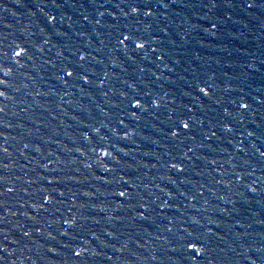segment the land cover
<instances>
[{
	"label": "water",
	"instance_id": "obj_1",
	"mask_svg": "<svg viewBox=\"0 0 264 264\" xmlns=\"http://www.w3.org/2000/svg\"><path fill=\"white\" fill-rule=\"evenodd\" d=\"M119 2L67 0L70 7L57 9L50 0H0V9H6L0 11V39L6 37L7 45L13 42L28 44L32 57L23 70L29 75L14 78L13 87H20L21 90L10 91V98L3 102L7 105L6 113H0L3 117L0 143L7 138L8 143L4 146L9 148L8 158L0 156L8 168L4 169L0 164V172L7 180L14 181L17 188L14 194L7 197L9 207L16 215L2 213L8 216L7 227L11 229L9 241H4L8 245V252L3 253L8 257L4 264H204L202 258L199 262L190 261L184 259L182 252L173 253V245L168 241L175 237L178 229L206 232L207 228L224 236L217 243L225 251L217 250L213 255L229 264H250L251 260L260 264L264 251L257 252L256 249L260 246L264 225L256 221L264 216V200L261 192L246 193L243 187L245 184L264 187V174L260 165L255 163L260 158L252 157L255 174L245 177L231 189L223 184L215 185L212 177L219 179V176L211 169L223 165L231 171L230 165L236 161H230L229 156L235 155V149L228 144V140L235 145L234 135L236 139H244L245 145L254 141L257 146H264V139L241 135L245 129H257L259 132L264 126V0H256L257 7L251 10L242 7L244 0H231V7L224 0H217L218 7L211 10L203 6L209 0H148L154 12L151 17L132 18L114 13L121 28L142 36L151 48L157 49V55L163 53V60L156 59L148 44L145 51L134 52L128 41L125 42L127 49H117L115 36L108 38L113 23L109 13L113 12L112 6ZM57 3H63V0H57ZM38 6L43 7L45 13L57 14L58 24L54 31L60 35H55L50 27L45 26L44 13L39 11ZM97 9L104 13L103 17ZM60 15L64 17L62 24H59ZM84 16L88 19L85 20ZM97 19L99 24L95 22ZM212 23L217 24L216 29L211 28ZM66 31L67 36L63 35ZM45 38L50 39L51 44L45 45V51L41 53L38 42ZM63 47L65 55H68L70 47L73 51L79 47L91 52L88 60L97 75L105 79V84L93 86L87 94L69 88L68 91L74 93L63 96L64 86L55 80L51 65L45 63L53 59L59 64L56 52ZM145 56L147 59H143ZM140 68H144V72ZM125 81L134 82V88L151 92L152 99L160 107H147L146 111L137 114L138 118L121 112L124 105L120 104V93L126 89ZM204 81L212 85L215 96L201 106V101L195 99L198 95L196 85L200 83L203 86ZM36 89L47 95L36 97ZM103 91L108 92L107 97L102 95ZM241 96L251 106L243 123H236L234 133L225 134L226 139L212 142V149L195 147L184 136L163 138L161 130L166 131L172 122L183 117L184 105L191 107L196 104L200 108L196 117L207 122L213 117L219 118V114L212 111L220 107L213 103L214 100H221L235 115L236 108L230 101ZM118 117L124 119L130 138L117 144V149H123L121 163L112 174L105 176L103 170L97 168L95 157L87 152V144L81 139L80 132L86 123L99 124L103 120L114 125ZM8 121L12 125L10 128L6 127ZM124 130L121 128V135ZM103 132H109V129L105 127ZM25 143L30 147L24 149ZM35 144L41 146V152L34 151L32 146ZM186 144L193 147V153L188 154L192 160L186 161L184 166L188 171L177 178L174 171L163 167L164 162L171 159L165 152L182 159ZM82 147L85 152L77 151ZM253 152L249 148V156ZM113 156H116L115 151ZM241 158L248 159L243 154L237 156V160ZM214 159L217 165L211 164ZM85 163L93 167L86 168ZM43 164H47V168L42 167ZM102 176L103 179L100 178ZM169 176L177 183L172 184ZM17 177L20 179L17 180ZM44 177L54 180L50 186H58V190L64 192V196H58V199L66 201L55 205L59 212L46 205L49 212L42 213L44 218L51 223L62 215H75L78 223L85 225L73 233L79 235L74 242L82 253L79 258L69 255L63 247L67 238L59 235V225L55 223L44 226L42 235L33 234L18 245L11 243L14 237L21 234L15 227L17 223L32 225L33 222L22 213L37 214L27 202H31L33 196L38 198L39 188L49 187ZM29 180L33 182L28 183ZM125 180L130 186L128 190L139 193V196L121 204L120 198L112 193L120 190ZM180 180H184L183 185L179 184ZM253 181L259 183L253 184ZM197 183L213 188V192H205L209 204L205 205L200 198L192 199ZM177 187L186 192L187 199L177 196L170 201L172 207H158L160 200L156 196L164 198L160 189L167 192ZM24 188L28 192L23 191ZM73 193L77 197L75 201L72 200ZM141 196L147 208L146 220L136 216L134 210ZM218 196L225 199L218 200ZM230 199L239 201L236 205L238 213L233 215L238 214L245 228H240L236 220L220 212L226 206L232 207L228 203ZM193 218L200 220V224L191 225ZM170 220L172 225L168 223ZM248 224L251 227H247ZM169 226L173 227L172 233L166 231ZM49 232L51 235H48ZM109 232L113 236H109ZM242 232L250 235L241 236ZM93 233L100 239L96 240ZM129 235L138 240L139 245L130 243V249L125 251H115L110 247L111 243H116V249H120ZM53 248L55 251H50ZM152 256L156 259L153 260ZM108 257L112 259L108 260Z\"/></svg>",
	"mask_w": 264,
	"mask_h": 264
},
{
	"label": "snow or ice",
	"instance_id": "obj_2",
	"mask_svg": "<svg viewBox=\"0 0 264 264\" xmlns=\"http://www.w3.org/2000/svg\"><path fill=\"white\" fill-rule=\"evenodd\" d=\"M50 3L57 9H60L64 6H71L67 3V0H63V3H57V0H50ZM224 3L231 7V0H224ZM123 5V7H121ZM206 8L211 10L212 8L218 7L217 0H209L207 4L203 5ZM113 12H110L109 15L113 18V23L111 25L112 31L108 33V38L115 36V47L120 49L121 47L124 49L128 48V44L125 42L128 41L132 45L133 51H145L146 44H148L151 53L156 56L157 60H163V53L157 55V49L151 48V45L147 40H145L142 36L137 35L135 32L127 31L126 28L120 27V21L117 18L119 16L123 17H132L136 18L139 16L151 17L154 15L152 10V5L148 2V0H120L119 3L112 6ZM242 7L248 10L254 9L257 7L256 0H244ZM40 12L44 13V22L46 27H50L53 31L57 28L58 24V16L53 12H44L43 7H39ZM0 11H6V9H0ZM98 14L103 17L104 13L99 12ZM71 19V17H68ZM84 19L87 20L88 16H84ZM64 20L63 15L59 17V24H62ZM97 24L100 23V20L95 21ZM71 26L69 25V28ZM212 29L217 28L216 23L211 24ZM43 31V29L41 30ZM163 31V29H161ZM55 35H60L59 32H55ZM63 35L67 36L68 32H64ZM77 35H81V33H77ZM7 38L4 37L0 39V113H6L7 105L3 102L8 100L10 91L19 92L21 90L20 87H13L14 78L17 76L26 77L29 75L27 72L23 70L28 66L32 57L30 56V48L26 43H15L13 42L11 45H7L5 40ZM91 43V41H90ZM39 51L43 53L45 51L44 46L50 45L51 40L48 38L42 39L38 42ZM100 44H104V41L101 40ZM10 49V50H9ZM66 49L63 47L62 49H58L56 52V57L60 58V63L57 64L53 59H48L45 61L46 64L51 65V68L54 69V78L60 84L64 86L62 89L63 96L72 95L74 92L70 93L68 91L69 88L76 90L79 89L81 93L87 94L88 91L93 86H102L105 84V79L100 78L95 70V67L88 60V57L91 56V52H86L84 48H75L73 51L72 48H68V55H65ZM93 59H95L93 57ZM143 59H147L145 56ZM23 61V63H22ZM141 72H144V68L139 69ZM107 73H104V76L107 77ZM35 83V79H34ZM134 83V82H133ZM133 83H128L125 81L126 89L120 93V104L124 105L120 109L121 112L129 115L131 117H137L138 113H142L147 110V107L159 108L160 105L156 104L152 99L151 92H144L143 89L134 88ZM203 86L200 83L196 85V91L198 93L195 99L201 101V106L203 102L206 100H211L213 96H215V92L211 84L206 81L202 82ZM242 91V89H241ZM46 92H41L38 89L35 90L36 97L46 96ZM102 95L107 97L108 92L103 91ZM63 96H61V100H63ZM213 103L219 105L220 107L217 109H212L219 114V118L213 117L212 119H208L207 122L204 118L196 117V112L200 110L196 104H193L191 107L188 105H184V113L183 117L177 119L172 122L166 131L161 130L163 133V138L167 139L168 137L179 138L180 136H184L186 139L192 141L195 144V147L198 148H208L212 149V142L226 139L225 134L234 133V125L236 123L242 124L245 118V113L249 112L251 106L249 103L245 102L244 98L241 96L238 99L231 100L230 103L235 106L236 114L234 115L229 108L224 105V103L216 99ZM24 111H27L25 109ZM138 118V117H137ZM3 117H0V125H2ZM215 121V123H214ZM6 127L10 128L12 125L9 121L6 124ZM107 127L109 132H103V129ZM121 128H124L123 135H121ZM179 130V131H177ZM219 133V135H218ZM241 135L246 136L247 138H257L264 139V126L260 127L259 132L257 129H253L248 131L245 129L244 133ZM80 137L87 144V152H90L95 157V163L98 169H102L104 175L112 174L116 168L120 165L122 157H120V153L123 149H117V144L128 140L130 138V133L128 127L125 126V121L123 118H117L116 123L113 125L110 121L105 123L103 120L99 122V124L86 123L84 128L80 132ZM233 139L236 140V144L233 145L232 140H228V144L235 149V155H230V161H236L230 165L231 171L225 169L223 165L219 167L212 168L213 172H216L219 176L217 179L216 176H213V182L215 185L223 184L225 187L231 189V187L235 184H238L241 180H244L245 177H249L255 174L256 168L253 167V156H258L260 159L256 160L255 163L260 165L261 172L264 174V150H261L264 146H257L254 141H250L248 145H245L244 139H236L235 135ZM197 140H199L198 143ZM7 138L4 139L3 143H0V156L4 158H8L9 148L4 146L7 144ZM155 143V141H153ZM237 145L239 147H237ZM30 145L25 143L23 145L24 149L29 148ZM34 151L37 153L41 152V146L39 144H35L32 146ZM186 151L183 152V158L178 159L176 156H172L171 152H165L166 156H170L171 159L166 160L163 164V167L167 168L169 171H174L177 174V178L188 171L187 167H185L186 161H191L192 156H189V153H193V147L189 145H184ZM249 148L253 149L254 152L251 156H249ZM77 151L85 152V148H79ZM116 152V156H113V152ZM87 154V153H86ZM243 154L244 157H248V159H240L237 160V156ZM21 155H23V151L21 150ZM200 159V157H197ZM217 161L214 159L211 161V164L217 165ZM0 164H3V161L0 160ZM111 165V167H109ZM42 167L47 168V164H43ZM84 167L92 168L93 165L89 163H85ZM155 167V165H153ZM3 168L7 169L8 164H3ZM103 179L104 177H100ZM20 179L19 177L16 178ZM47 180L49 187H41L37 190L38 198L33 196V200L31 202H27V205L35 210V215H32L28 212L22 213L27 219L32 221L31 226H27L23 223H17L16 228L20 230V236L14 237L11 240L13 244H20L25 238H31L33 234L42 235L44 232V226H50L52 223L59 225V235L61 237H66L67 239L63 243V247L67 250L68 254L79 258L81 257V251L77 250L79 245L74 246V242L79 239L78 234H73L77 228L83 229L85 227L84 224L78 223L75 215L68 216H60L59 220H54L53 222H49L44 218L42 213L49 212V208L46 205L51 206L54 209V212H59V208H56V204L66 203L63 199H58L59 197L64 196L63 191L58 190V186H50L53 184V179H48V177H44ZM57 179V178H54ZM115 179V177H114ZM122 179V177H121ZM172 184H176L177 180L172 179L171 176L168 177ZM187 179V177H185ZM32 180H29L28 183H32ZM119 183V181H117ZM191 183V181H189ZM259 181H253V184H257ZM180 185L184 184V180L179 181ZM128 182L125 180L120 185V190L113 192L112 195L114 197L120 198L121 204H126L130 201L136 199L139 196V193L130 192ZM155 187H159L155 185ZM245 188V192H261L262 200H264V187H253L250 184L243 185ZM164 194V198L161 196H156V199L160 200V205L158 207H172L173 204L170 201H174L177 196L185 197L186 192L180 191V188L177 187L174 191L168 190L167 192L164 189H160ZM17 191L16 185L14 181L7 180L2 172H0V264H4L5 261L8 260V257L3 253L8 252V245L4 243V241H9V232L11 229L7 227L8 216L2 214L4 212L11 213L13 216L16 215L15 212H12V209L9 207L7 197L10 194H14ZM23 191L28 192L27 188H24ZM213 192V188L207 187L203 183H197L196 191L192 193V199L196 200L197 198L203 199L204 204L207 205L210 201L205 198V192ZM32 195V194H31ZM149 195H153L149 193ZM77 199L76 194H72V200L75 201ZM218 200H224V196H218ZM143 197H140V201L134 206V210L136 216L141 217L143 219H148L145 216L146 204L142 202ZM228 203L232 205L231 208L227 206L220 209V212L227 214L232 217V219L236 220L237 223L240 224V228H245V225L240 223L238 214L233 215V213H238L236 205L239 201L235 199L228 200ZM246 203H251L250 201H246ZM23 206V204H22ZM195 207V205H193ZM217 207H219L217 205ZM243 208V205L241 206ZM207 210V209H206ZM69 212L72 211L71 208L68 209ZM202 219V218H201ZM98 224L99 221L97 220ZM169 225H172V221L170 220ZM260 225H264V216H262L259 220L256 221ZM200 220L193 218L191 221V225H199ZM247 227H251V224H248ZM166 231L172 233L173 227L169 226L166 228ZM51 235V232L48 233ZM96 240H99L100 237L93 233ZM109 236H113V233L109 232ZM122 235V234H121ZM241 236L250 235L247 232L240 233ZM70 237V239H68ZM224 236H221L219 232H213L211 228H207V231L196 232L195 229L193 232H188L187 229H178L175 237L168 241L169 244L173 245L171 251L173 253L182 252L184 254L185 260L197 261L202 258L204 264H229L228 261L224 259H220L217 256L213 255L217 250L225 251L224 249H220L218 241H222ZM130 243H136L139 245L138 240H133L132 236L129 235L128 240L121 243L120 249H116V243H111L110 247L115 251H125L129 248ZM260 246L256 249L257 252L264 251V231L261 232V239L259 240ZM15 249L12 250L14 253ZM50 251H55V249H50ZM87 251V249H84ZM193 253H195L193 255ZM103 255V253H99ZM112 257H108V260H111ZM152 259L155 260L156 257L152 256ZM256 260H251L250 264H256ZM260 264H264V258L261 259Z\"/></svg>",
	"mask_w": 264,
	"mask_h": 264
}]
</instances>
